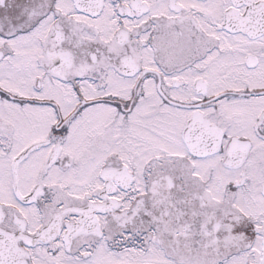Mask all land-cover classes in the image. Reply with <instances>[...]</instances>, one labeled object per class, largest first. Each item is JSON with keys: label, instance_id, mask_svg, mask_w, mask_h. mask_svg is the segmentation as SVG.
<instances>
[{"label": "snow or ice", "instance_id": "6c2138e0", "mask_svg": "<svg viewBox=\"0 0 264 264\" xmlns=\"http://www.w3.org/2000/svg\"><path fill=\"white\" fill-rule=\"evenodd\" d=\"M0 264H264V0H0Z\"/></svg>", "mask_w": 264, "mask_h": 264}]
</instances>
